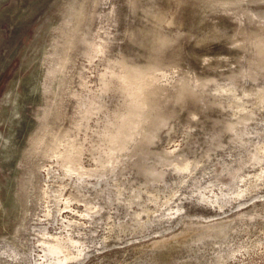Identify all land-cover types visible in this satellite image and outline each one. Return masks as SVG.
Instances as JSON below:
<instances>
[{
	"label": "rangeland",
	"instance_id": "rangeland-1",
	"mask_svg": "<svg viewBox=\"0 0 264 264\" xmlns=\"http://www.w3.org/2000/svg\"><path fill=\"white\" fill-rule=\"evenodd\" d=\"M0 264H264V0H0Z\"/></svg>",
	"mask_w": 264,
	"mask_h": 264
},
{
	"label": "snow or ice",
	"instance_id": "snow-or-ice-1",
	"mask_svg": "<svg viewBox=\"0 0 264 264\" xmlns=\"http://www.w3.org/2000/svg\"><path fill=\"white\" fill-rule=\"evenodd\" d=\"M186 207H188L189 214H198L200 211V209L196 206L195 203L190 206L186 205Z\"/></svg>",
	"mask_w": 264,
	"mask_h": 264
}]
</instances>
